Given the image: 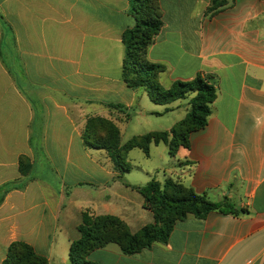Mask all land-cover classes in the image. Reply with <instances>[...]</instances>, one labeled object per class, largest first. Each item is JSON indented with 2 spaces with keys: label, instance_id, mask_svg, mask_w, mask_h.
I'll return each mask as SVG.
<instances>
[{
  "label": "crops",
  "instance_id": "0c3cea01",
  "mask_svg": "<svg viewBox=\"0 0 264 264\" xmlns=\"http://www.w3.org/2000/svg\"><path fill=\"white\" fill-rule=\"evenodd\" d=\"M211 1L158 0L163 26L148 50L165 67L162 90L213 77L217 98L207 125L174 155L163 142L148 155L134 148L153 162L139 156L138 171L120 173L106 151L85 147L88 119L112 121L122 143L133 123L141 132L131 138L177 128L192 97L156 105L124 83L122 35L136 23L130 0H0V187L19 188L0 204V264L17 241L49 264H71L85 214L115 216L132 233L153 224L137 190L152 180H173L236 212L189 214L166 243L134 255L109 244L89 260L264 264V0H223L209 12ZM166 116L164 128L158 120ZM21 156L34 164L23 186Z\"/></svg>",
  "mask_w": 264,
  "mask_h": 264
},
{
  "label": "trees",
  "instance_id": "16d2710c",
  "mask_svg": "<svg viewBox=\"0 0 264 264\" xmlns=\"http://www.w3.org/2000/svg\"><path fill=\"white\" fill-rule=\"evenodd\" d=\"M131 13L136 19L132 28L122 35L125 55L122 62V79L131 89H143L150 101L156 105H167L189 97L190 111L177 126L170 131L151 132L135 136L125 144L121 143L119 128L112 122L101 118L88 119L83 131V143L90 149L104 150L113 162L114 169L120 173L129 172L131 167L125 161L134 148L141 149L146 155L152 143L163 142L174 155L180 146L188 147L192 132L203 129L211 115V104L217 98V90L212 76L198 75L189 81H176L166 90L158 84L159 74L165 67L153 63L148 58L149 47L163 26L158 0H130ZM223 0H212L208 8L213 12L223 6ZM34 164L26 156L19 159V170L23 179L22 186L32 179ZM19 189L15 183L0 187V204L7 193ZM143 196L146 207L154 215V223L132 233L127 225L115 216H83L78 230L79 240L73 241L69 249L71 264H97L89 260V255L96 249L109 244H116L125 255H134L150 248L154 243H166L178 221L189 214L199 218L206 217L213 211L235 213L236 209L228 202L214 203L206 196L195 193L192 189L167 180L165 183L152 180L146 186L137 188ZM2 264H49L48 259L37 253L25 242H13Z\"/></svg>",
  "mask_w": 264,
  "mask_h": 264
},
{
  "label": "rangeland",
  "instance_id": "374dc122",
  "mask_svg": "<svg viewBox=\"0 0 264 264\" xmlns=\"http://www.w3.org/2000/svg\"><path fill=\"white\" fill-rule=\"evenodd\" d=\"M186 102V101H185ZM183 118V117H182ZM170 121L168 116L164 117L163 119H159L158 123L162 126H164V128L166 126H170L169 124H171V122H167ZM151 128H157V126H153ZM140 130V131H139ZM138 132H141V129L139 127H135L134 123L133 125L131 124L130 127L128 129H124L123 132V137H122V144H125L129 139H131V137L134 134H137ZM101 153H106L105 151L100 150ZM96 157H100L99 154H95ZM139 156L144 159L146 161V163H152L153 160H147V158H143V153L138 150V149H134L132 150L130 153H128L127 157L125 158V161L130 165L131 169L130 170H134V171H138L137 167L139 166V162L140 160H142L141 158H139ZM110 158V157H109ZM111 160V159H110ZM111 162L112 167L114 168L113 162ZM162 173V171H161Z\"/></svg>",
  "mask_w": 264,
  "mask_h": 264
},
{
  "label": "water",
  "instance_id": "95a60500",
  "mask_svg": "<svg viewBox=\"0 0 264 264\" xmlns=\"http://www.w3.org/2000/svg\"><path fill=\"white\" fill-rule=\"evenodd\" d=\"M211 84H214V80L211 81Z\"/></svg>",
  "mask_w": 264,
  "mask_h": 264
}]
</instances>
